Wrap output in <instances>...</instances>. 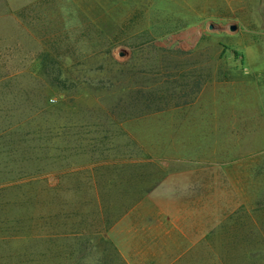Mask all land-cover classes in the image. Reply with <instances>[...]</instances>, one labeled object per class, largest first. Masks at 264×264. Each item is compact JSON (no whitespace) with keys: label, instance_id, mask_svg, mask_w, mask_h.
<instances>
[{"label":"rangeland","instance_id":"obj_1","mask_svg":"<svg viewBox=\"0 0 264 264\" xmlns=\"http://www.w3.org/2000/svg\"><path fill=\"white\" fill-rule=\"evenodd\" d=\"M58 204L131 264H264V0H0V264Z\"/></svg>","mask_w":264,"mask_h":264},{"label":"trees","instance_id":"obj_2","mask_svg":"<svg viewBox=\"0 0 264 264\" xmlns=\"http://www.w3.org/2000/svg\"><path fill=\"white\" fill-rule=\"evenodd\" d=\"M32 179L35 181L39 178ZM47 180L49 186L45 193L52 192L53 200H58L59 184L51 187L52 183ZM74 217L72 211L67 212V209L61 207L50 211L40 209L39 217L28 220L26 222L28 236L32 239L37 237L36 239L43 241L47 247L42 245L37 252L24 254L26 258L31 257L26 263L41 264L44 261L61 259L63 264H131L107 236L109 230H106L104 222L99 228L98 225L96 226L97 232H92V229L84 226ZM21 226L16 222L17 233L22 232ZM31 238L26 240H32ZM175 262L176 259H173L167 264H175Z\"/></svg>","mask_w":264,"mask_h":264},{"label":"water","instance_id":"obj_3","mask_svg":"<svg viewBox=\"0 0 264 264\" xmlns=\"http://www.w3.org/2000/svg\"><path fill=\"white\" fill-rule=\"evenodd\" d=\"M236 29H237V26H232V27H231V30H232V31H235ZM124 53H126V51H123L121 54L124 55Z\"/></svg>","mask_w":264,"mask_h":264}]
</instances>
